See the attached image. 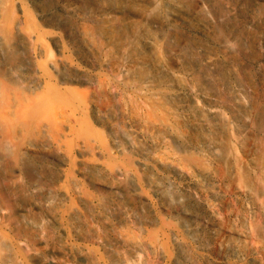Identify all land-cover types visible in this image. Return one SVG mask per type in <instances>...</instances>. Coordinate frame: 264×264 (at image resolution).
Instances as JSON below:
<instances>
[{
	"label": "bare ground",
	"instance_id": "1",
	"mask_svg": "<svg viewBox=\"0 0 264 264\" xmlns=\"http://www.w3.org/2000/svg\"><path fill=\"white\" fill-rule=\"evenodd\" d=\"M240 1L70 0L61 9L65 18L56 15L54 19L70 32L78 51L91 57L98 54L96 62L115 72L120 80L141 91L144 97L145 113L128 117L116 92H111V100L106 103H103L102 95L98 96L100 118L110 121L109 131L120 154L112 170L114 178L118 179L120 194L137 191L140 181L135 171L146 170L144 180L153 183L164 200L183 206L182 216L189 220L191 230L206 232L208 239H217V235L222 234L223 237L216 240L219 249L229 251L233 257H238L239 242L252 245L259 241L264 246V188H259L256 183L253 165L257 155L254 133L263 129L264 103L254 92L252 71L238 66L236 56L226 54L229 50L227 44L231 42L241 50L253 49L259 40L262 18L257 17L256 11H242ZM49 3L51 7L47 10L54 9L53 0H48ZM128 8L132 9V14ZM22 12V6L15 0H0V71H4L11 81H20L23 90L33 94L38 84L46 83V75H51L59 83L79 78L80 68L66 56V47L60 36L31 29L25 15L20 14ZM193 22L204 39L188 36L186 28ZM116 26L119 31L113 38L102 32L103 28ZM48 38L59 50V55L53 58L47 53ZM105 48L107 50L103 52ZM29 55L41 58L40 62L32 66ZM48 94L49 90L34 97L32 102H40ZM141 105L133 99L132 109ZM253 111L256 118L250 117ZM39 132L43 136L42 146H49L50 140L44 131ZM94 137L82 138L86 148L93 150ZM163 144L168 146L166 155L160 158V168L168 173L166 176L154 172V166L143 161V157ZM133 154L138 158H132ZM51 156L58 161L61 159L57 151H52ZM0 158L4 160L5 156L0 154ZM29 159L26 157L21 167L14 160H7L3 167L5 176L12 177L24 171L31 181L35 172H41L31 165ZM91 171L93 175L99 172L97 166ZM192 174L211 186L226 185L236 195L234 202L227 205L229 208L245 207V200L253 199L258 207L257 217L242 218L240 228L235 227L222 220L218 211L204 198H199L190 182L180 184L170 178L172 175L188 180ZM28 182H15L9 186L10 191L22 202L32 204L42 215L52 217L55 192L45 185ZM33 190L37 194L35 197L31 196ZM120 199L108 204L103 201L101 207L109 206L120 213ZM190 200L197 204V210L187 207L186 202ZM73 219V228L78 230L82 226L76 210ZM133 222L134 226L139 225L135 226L138 229L142 227L140 222ZM165 226L164 222L163 228ZM163 235L165 238V231ZM138 237L128 238L120 233L113 243L108 244L112 264L123 262L115 248L119 243L133 251L153 244L154 249L159 247L163 252L161 244L156 246V239L151 243ZM72 249L81 256L84 264H103L91 250ZM40 259L42 264L53 263ZM177 260L174 255L171 257L173 263ZM31 262L20 244L14 242L6 231L5 225L0 224V264ZM250 264L259 263L251 259Z\"/></svg>",
	"mask_w": 264,
	"mask_h": 264
},
{
	"label": "rangeland",
	"instance_id": "2",
	"mask_svg": "<svg viewBox=\"0 0 264 264\" xmlns=\"http://www.w3.org/2000/svg\"><path fill=\"white\" fill-rule=\"evenodd\" d=\"M15 1L22 6L23 12L20 14L25 15L31 29L59 35L65 44L66 56L80 68L79 78L62 83L56 82L51 75H46V83L38 84L34 94L24 91L20 81L13 82L4 71H0V154L5 156L4 160L0 158V224L5 225L14 242L19 243L30 257L31 263L42 264L39 261L42 258L48 262L53 261L49 264H84L81 256L72 249L82 247L93 251L103 264H112L107 246L121 233L128 238L139 236L151 243L156 239V246L161 244L163 247V252L159 247L154 249L153 244L146 249L133 251L120 243L115 244L119 257L123 260L122 264H250L251 259L264 264V246L259 241L252 245L239 242L240 252L238 257H233L229 251L219 249L216 240L221 239L222 234L217 235V239H208L206 232L199 230L194 233L195 229L191 230L188 226L189 220L182 216L183 206L170 204L155 189L153 183L144 180L146 170L135 171L140 181L137 191L120 194L117 190L118 179L114 178L112 172L120 154L115 147L114 136L109 131L110 121L100 118L101 101L98 96L102 95V101L106 103L111 100V92H116L127 116L131 117L145 113L146 103L142 92L132 89L115 72L96 62L98 54L91 57L78 51L70 32L54 20L56 15L65 18L61 9L70 0H53L55 8L49 10L48 0ZM241 1L242 11H256L257 17L262 18L259 40H256L251 50H241L236 43L231 42L227 44L229 50L226 54L236 56L238 66L252 71L254 92L260 102L264 103V0ZM11 9L14 10L12 4ZM127 11L129 14L133 13L130 8ZM119 28H103L102 32L113 38ZM186 31L190 38L204 39L195 22ZM46 47L49 58L59 55L57 46L49 38L46 40ZM106 50L107 48L103 52ZM44 58L45 55L42 56ZM40 60L41 58L28 56L32 66ZM48 90L50 94L44 95L40 102H32L34 97ZM133 99L136 103L141 102L142 107L132 109ZM22 110L25 111L20 113ZM250 117L256 118V112H251ZM41 120L45 121L38 124ZM37 129L44 131L46 138L50 140L49 146H42L43 136L39 131L33 135ZM87 136H96L93 138V150L83 144L82 138ZM254 145L257 151L253 164L256 183L259 188H264V124L262 130L254 133ZM167 146H158L152 154L143 157L144 162L154 166V172L165 176L168 173L160 168V158L166 155ZM52 151H57L61 156L59 161L52 158ZM26 157H30L31 165L41 173L35 172L31 181L24 171L17 172L12 177L5 176L3 167L7 160H14L21 167ZM132 158L138 157L133 154ZM94 166L98 167L97 175H93L91 171ZM170 178L180 184L190 182L198 197L204 198L206 203L218 211L222 220L225 219L235 227L240 228L242 218L257 217L258 207L253 199H246L245 207H227L234 202L236 195L226 185L211 186L193 174L188 176V180L172 175ZM19 181L39 183L55 192L52 217L42 215L32 204L22 202L10 191L9 186ZM36 195L33 190L31 196ZM119 199L122 203L120 213L111 210L109 206L101 207L103 201L108 204L116 203ZM186 205L197 210V204L191 200ZM74 210L78 211L82 226L78 230L73 228ZM133 220L140 222L142 229H138L137 224L135 227ZM175 240L178 242L175 243ZM173 255L178 258L177 262L171 261ZM159 257L161 258L158 259ZM224 257L227 258L223 259Z\"/></svg>",
	"mask_w": 264,
	"mask_h": 264
}]
</instances>
